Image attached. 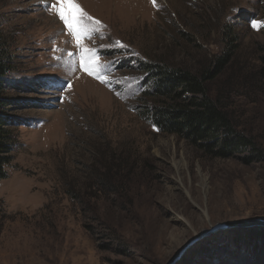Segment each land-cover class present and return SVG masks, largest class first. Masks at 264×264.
<instances>
[{
	"label": "rangeland",
	"instance_id": "obj_1",
	"mask_svg": "<svg viewBox=\"0 0 264 264\" xmlns=\"http://www.w3.org/2000/svg\"><path fill=\"white\" fill-rule=\"evenodd\" d=\"M73 2L93 18L79 48L55 0H0L16 137L0 181V264H166L216 223L264 219V162L202 157L158 133L140 100L145 65L198 71L227 30L237 48L214 86L264 148V33L251 27L264 0ZM175 264H264V228L218 232Z\"/></svg>",
	"mask_w": 264,
	"mask_h": 264
},
{
	"label": "trees",
	"instance_id": "obj_2",
	"mask_svg": "<svg viewBox=\"0 0 264 264\" xmlns=\"http://www.w3.org/2000/svg\"><path fill=\"white\" fill-rule=\"evenodd\" d=\"M262 29L264 33V26ZM224 32L221 54L198 71L164 63L145 65L141 69L149 77L148 88L140 95L145 104L142 118L158 133L185 141L202 157L240 160L245 165L264 162V148L252 134L236 124L228 101L214 86L237 48L236 39L227 30ZM13 70L9 47L0 37V181L6 178V168L12 162L16 145L10 128L12 120L5 113L7 101L3 97L5 79ZM258 231H250L246 236L251 240L263 236V231Z\"/></svg>",
	"mask_w": 264,
	"mask_h": 264
},
{
	"label": "snow or ice",
	"instance_id": "obj_3",
	"mask_svg": "<svg viewBox=\"0 0 264 264\" xmlns=\"http://www.w3.org/2000/svg\"><path fill=\"white\" fill-rule=\"evenodd\" d=\"M152 3L155 6L156 0H152ZM51 8L58 15L59 20L67 27L69 33L75 38L76 46L79 48L81 38L90 32V26L87 21H92L93 18L87 16L73 0H55ZM95 23L98 25L100 22L95 21ZM262 26H264V22H257L255 20L251 22V27L253 29H258ZM84 52H86L87 55L81 54L80 67L87 70L88 64L86 61L91 58L92 51L84 50ZM68 55L73 56L75 53L69 52ZM89 74H91V72H89Z\"/></svg>",
	"mask_w": 264,
	"mask_h": 264
},
{
	"label": "water",
	"instance_id": "obj_4",
	"mask_svg": "<svg viewBox=\"0 0 264 264\" xmlns=\"http://www.w3.org/2000/svg\"><path fill=\"white\" fill-rule=\"evenodd\" d=\"M264 228V219L256 218L250 220L228 221L216 223L208 229L201 230L196 236L188 240L166 264L177 263L185 253L191 249L197 242L213 236L214 234L226 230Z\"/></svg>",
	"mask_w": 264,
	"mask_h": 264
},
{
	"label": "bare ground",
	"instance_id": "obj_5",
	"mask_svg": "<svg viewBox=\"0 0 264 264\" xmlns=\"http://www.w3.org/2000/svg\"><path fill=\"white\" fill-rule=\"evenodd\" d=\"M92 1V0H91ZM93 1H96V2H99L100 0H93ZM103 2H105V0H103ZM106 3V2H105ZM54 20V18H52ZM56 23V22H55Z\"/></svg>",
	"mask_w": 264,
	"mask_h": 264
}]
</instances>
